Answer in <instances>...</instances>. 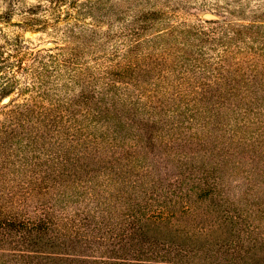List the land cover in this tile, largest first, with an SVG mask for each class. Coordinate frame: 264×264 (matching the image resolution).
<instances>
[{
  "label": "trees",
  "instance_id": "trees-1",
  "mask_svg": "<svg viewBox=\"0 0 264 264\" xmlns=\"http://www.w3.org/2000/svg\"><path fill=\"white\" fill-rule=\"evenodd\" d=\"M193 40L71 85L32 60L1 91L28 97L0 106V264H264V53Z\"/></svg>",
  "mask_w": 264,
  "mask_h": 264
},
{
  "label": "rangeland",
  "instance_id": "rangeland-1",
  "mask_svg": "<svg viewBox=\"0 0 264 264\" xmlns=\"http://www.w3.org/2000/svg\"><path fill=\"white\" fill-rule=\"evenodd\" d=\"M205 13L215 18L207 19ZM74 26L92 30L101 50L73 40L69 29ZM204 33L215 36L221 51L236 52L230 55L232 62L258 57L260 51L264 53V0H0V94L13 81H18V93L30 84L26 68L32 60L37 65L46 63L50 71L59 68L64 74L59 83L70 84L69 77L99 75L97 66L115 64L124 54L137 64L157 54L160 47L195 43L198 39L194 42L193 35ZM50 42L54 47H43ZM79 89L74 86L67 97ZM26 97L13 93L10 101L21 103ZM245 108L258 107L250 102ZM73 109L80 111L74 115L76 126L88 125L82 114L85 109L77 104ZM157 154L164 156L162 151ZM170 162L175 165V158Z\"/></svg>",
  "mask_w": 264,
  "mask_h": 264
},
{
  "label": "water",
  "instance_id": "water-1",
  "mask_svg": "<svg viewBox=\"0 0 264 264\" xmlns=\"http://www.w3.org/2000/svg\"><path fill=\"white\" fill-rule=\"evenodd\" d=\"M205 18H207V19H213V18H215V15H213V14H211V13H205L204 15H203ZM43 47H45V48H52V47H54V43H52V42H50V43H46L45 45H43ZM11 97V95H8V96H5L3 99H2V103L4 104V103H8L9 101H10V98Z\"/></svg>",
  "mask_w": 264,
  "mask_h": 264
}]
</instances>
